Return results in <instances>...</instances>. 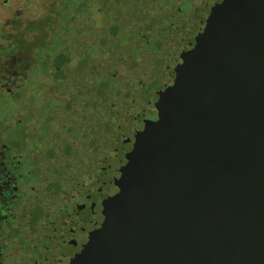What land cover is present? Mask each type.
Instances as JSON below:
<instances>
[{
  "label": "water",
  "instance_id": "1",
  "mask_svg": "<svg viewBox=\"0 0 264 264\" xmlns=\"http://www.w3.org/2000/svg\"><path fill=\"white\" fill-rule=\"evenodd\" d=\"M189 14L161 17L188 28L138 60L28 264H264V0Z\"/></svg>",
  "mask_w": 264,
  "mask_h": 264
},
{
  "label": "flooded vegetation",
  "instance_id": "2",
  "mask_svg": "<svg viewBox=\"0 0 264 264\" xmlns=\"http://www.w3.org/2000/svg\"><path fill=\"white\" fill-rule=\"evenodd\" d=\"M220 2L148 0L142 2L140 16L131 9L128 28L119 18L109 23L113 28L106 29L103 21L92 31L87 9L71 13L66 25L72 33L61 66L58 7L52 2L50 12L34 28L25 25L16 50L0 51V241L14 252L7 264L29 263L73 173L101 144L117 91L135 79L138 60L165 57V49L173 47L175 31L183 35L188 28L185 17L180 27L166 26L167 16L175 12L177 19L195 10L208 13ZM77 20L81 35L73 44ZM152 32L161 37L151 40ZM95 34L97 43L90 44ZM38 39L43 44L39 47L34 45ZM187 41L186 46H191V39ZM150 45L156 49L150 50ZM214 107L218 108L216 103Z\"/></svg>",
  "mask_w": 264,
  "mask_h": 264
},
{
  "label": "rangeland",
  "instance_id": "3",
  "mask_svg": "<svg viewBox=\"0 0 264 264\" xmlns=\"http://www.w3.org/2000/svg\"><path fill=\"white\" fill-rule=\"evenodd\" d=\"M97 1L98 3L96 4L101 5L100 0ZM52 2L60 6L59 0H7L6 2L5 0H0V51L3 50L4 47H8V49L12 47L10 50H16V42L20 38L19 35L23 33L25 25L27 24L34 28L36 26L35 23L46 16V13L50 12V5ZM123 2L127 5H131L136 1L123 0ZM123 5L124 4L120 5L119 8L123 9V7H125V5ZM119 8L116 7L114 10L116 18H118L120 14ZM102 11L100 12L104 14L105 12ZM96 13V10L90 11L89 18L93 22L99 23L101 18L95 15ZM138 16H140V13ZM62 19L63 18L60 17L58 18V24H60ZM123 21H126L125 25H128V28L131 19ZM120 27L123 30L126 29L123 24H120ZM28 33V31L25 32V34ZM92 60L94 61L95 59L92 58ZM13 254V250H8L7 247L3 245L2 241H0V264H7L8 259L11 258Z\"/></svg>",
  "mask_w": 264,
  "mask_h": 264
},
{
  "label": "trees",
  "instance_id": "4",
  "mask_svg": "<svg viewBox=\"0 0 264 264\" xmlns=\"http://www.w3.org/2000/svg\"><path fill=\"white\" fill-rule=\"evenodd\" d=\"M135 8H134V5L133 7L131 5H127L126 3L123 2V0H100V4L101 5H98L96 3H98L97 0H59V3H60V6L58 5L57 7V10H58V18H63L59 24V27H58V38H57V52H58V55H57V60H58V66H61L64 64L65 62V56H64V53H62V51H67V44H68V40H67V36L68 35H71L72 31H70L69 27L66 25L67 24V21H68V17H69V14L73 13H81L82 10L84 9H87L89 12L90 11H93V10H96L97 13L95 15L99 16L101 19L99 22H105V28L108 29L109 26L111 28H113V25L109 24L113 21H117L119 18L122 19V20H128L130 17H129V12H131V9H134V11L139 14L141 12V5L143 4L142 2H146L148 0H135ZM124 4L125 7H123V9H120L119 6ZM98 5V7H97ZM123 5V6H124ZM118 7L119 8V17L116 18V15L114 10L115 8ZM93 8V9H92ZM104 11L105 13L102 14L100 11ZM113 10V11H112ZM102 11V12H103ZM80 17V16H79ZM78 18V17H77ZM62 23V24H61ZM79 23L78 20L74 23V39H73V44H77V41L75 40V38L77 37V35H81L79 34L80 32V26H77L76 24ZM98 25L99 23L97 22H93L90 18H89V29L90 31H92L94 28L96 30H98ZM99 32V31H96V33ZM95 33V32H94ZM107 34V32H106ZM93 36V35H92ZM95 37H92L91 40H89L90 44L94 43H97L96 40H97V35L95 34L94 35ZM34 45L36 46H40V45H43L42 44V40L41 39H38V40H35L34 42ZM92 46V45H91ZM111 47V46H110ZM109 44L108 42H106V48H109ZM92 48V47H91ZM80 49V48H79ZM49 50V49H47ZM91 59V62L93 61L92 60V57H90Z\"/></svg>",
  "mask_w": 264,
  "mask_h": 264
}]
</instances>
